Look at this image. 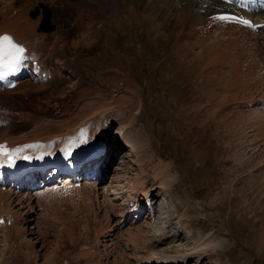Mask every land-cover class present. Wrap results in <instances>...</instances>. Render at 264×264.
Returning a JSON list of instances; mask_svg holds the SVG:
<instances>
[{"label": "rangeland", "instance_id": "rangeland-1", "mask_svg": "<svg viewBox=\"0 0 264 264\" xmlns=\"http://www.w3.org/2000/svg\"><path fill=\"white\" fill-rule=\"evenodd\" d=\"M69 1L73 4L79 0ZM120 1L117 0V3ZM98 2L102 4L100 6L104 11V7L108 5L107 1ZM63 5L67 6L66 9L70 7L66 2ZM50 7L52 20L55 23L56 19L59 24L57 26L62 28L55 15H59V12L55 6ZM66 9L61 11L62 14H66L67 10L73 11L71 8ZM111 14L113 18L108 22L102 20L103 22L91 27L93 37L86 41L90 50L82 46L83 40L76 33L67 38L66 44L62 41H52L49 45L51 55L54 56L47 54L46 59L50 57L46 61L58 66L54 68L56 76L53 75L52 78L68 77L64 74L72 67L80 73L79 79L72 76L76 70L71 68L72 77L69 80L63 79L61 85L65 89L58 94L51 90L53 83L50 79L45 78L47 84H42L45 80L34 84L33 82H38L29 77L30 80L26 79L16 90L0 92V117L10 119L7 124L14 122L15 127L22 129L31 121L27 117L28 111L33 117L38 114L52 116V112L59 109L61 113L63 109H70L77 103L82 88L98 85L116 95L123 91L124 87H134L142 98L139 123L142 126L145 123L146 132L152 137H148V143H152V151H157L167 161L172 160L175 171L179 170L180 175L174 182V187L169 188L167 193L160 188L156 190L159 195L155 199L158 212L162 216L170 214L171 218H174L173 223L164 219L162 225H158L161 226L159 228L162 230V227L168 226L171 234L181 233L175 242L160 246V252L166 247L173 250L183 246L186 248L188 243L197 240L200 234H210L225 238L226 243L208 250L203 255V264H264V113H258V109L251 107L249 102L252 98L264 95V86L248 81L258 65L254 64L251 57H247L246 51H238L233 56L239 55L237 61L240 68L208 69L203 68L199 60L184 68L183 58H175L173 47L179 35L187 29L189 13L179 15L175 24L173 20H165L162 27L158 26L152 31L149 30L156 24L154 20L158 15L145 20L147 11L142 12L143 15H137L134 9L127 10L120 4H116ZM162 14L160 11L159 16ZM160 34L165 37L163 43L157 41L158 38L162 39ZM188 38L190 42L196 40L194 35L188 34ZM71 41L76 44V48L71 47L74 46ZM256 41L263 51L264 45L259 40ZM115 47L119 48L122 58L113 63L111 52ZM62 55L67 56L68 62L65 64L70 68H60L61 61L56 57ZM231 73L239 77L237 86L228 83ZM81 81H84L83 84ZM243 81L247 84L244 85ZM28 88L31 89L28 94H22V91ZM14 99L16 100L13 101ZM204 104L210 106L209 109L206 107L208 111L202 109L200 113L197 112V107ZM143 129L145 130L144 127ZM125 152L128 151L122 150L117 155L114 167L120 163ZM126 155L132 159L131 153ZM131 159L130 162L133 163ZM147 163H144L145 168ZM134 168L135 166L133 170ZM135 172L136 169L132 171ZM115 173L114 169L110 171L108 180L103 184L112 182L111 178L116 177ZM148 177L152 182L151 175ZM119 181L112 184L121 185ZM120 197L117 203H125L124 196ZM166 199L170 212L165 214L167 210L164 209L163 201H167ZM75 201L76 197L68 194L62 200L47 203L48 206L45 205L46 209L44 208L39 216L41 223L38 228L42 230H39L42 236L38 234L40 239L24 229L26 235L21 240L22 245H11L5 255L1 242L0 257L2 251L3 260H0V263L111 264V261H92L87 254V250H90L87 247L97 249L95 245L98 243L94 242L99 228L98 222L106 223V220L101 218L94 221L95 218H91L85 209L76 212L81 205L77 207L78 205L73 203ZM26 213L29 212H25L23 218ZM42 220L45 223H42ZM19 223L18 226L23 228L25 225H31L26 220H20ZM33 224L32 222V226ZM158 226L152 228L153 232H156ZM106 238L109 239L110 236ZM102 247L104 248L103 245ZM35 253L38 257H35ZM124 259L122 264H134L131 256L130 259ZM194 259L186 264H196L197 258Z\"/></svg>", "mask_w": 264, "mask_h": 264}, {"label": "bare ground", "instance_id": "bare-ground-1", "mask_svg": "<svg viewBox=\"0 0 264 264\" xmlns=\"http://www.w3.org/2000/svg\"><path fill=\"white\" fill-rule=\"evenodd\" d=\"M58 1L60 5H58ZM104 1H107L108 5L104 7L103 11L100 6L102 4L98 0H93V2L90 0H79L73 2V4L69 0H0V35L3 33L11 34L17 42L23 43L27 49V57H29V68H21L23 78L18 81L13 89H0V92L8 93V91L16 90L26 79L30 80L28 78L29 74L31 79L38 82H33L34 84H40L43 80L45 82L42 84H47L48 81L46 79L49 78L43 77L42 74L46 72L48 75L51 74L50 77L56 76L54 68L58 67L56 64H48L46 61L50 57L48 56L46 59L47 54L51 55L49 46L51 42L62 41L66 44L68 42L67 38L76 33L83 40L82 46L89 49L90 46H87L86 41L93 37L91 27L102 20L107 22L111 20L113 18L111 13L115 10L116 4H120L127 10L134 9L137 15L147 11L148 16H145V20L158 15V18L154 20L156 24L149 31L157 29L158 26L162 27L165 20H173L175 24L179 15L181 16L184 12L189 13V19L186 24L187 29L179 35L173 47L175 58H183L182 66L184 68L192 66L193 61L196 60L200 61L203 68L208 69L240 68L237 61L239 55L233 56V54L238 53V51H246L248 53L247 57H251L254 64L258 65L248 81L264 86V50L260 49V45L256 41L257 39L264 45V7L258 12H251L243 9L237 10V7L234 10L232 9V7L235 8L234 6H230L222 0H119V3H117V0ZM64 2L73 11L67 10V6L63 5ZM41 5L56 7L55 9L59 12V15L58 13L55 15L62 24V28L57 26L58 21L56 22L55 19L56 27L53 31L44 32L40 29L42 13L36 18H32L30 14L32 12L35 13L37 8L42 10ZM64 9L67 10L66 14L61 12ZM160 11L163 12L161 17L159 16ZM222 12H239L253 19L255 24L253 27H248L230 21H221L219 14ZM188 34L195 36V42H190ZM160 36L162 39L158 38L157 41L158 43H163L165 37H163V34H160ZM73 41H71L72 44L74 43ZM73 45L71 47L76 48V44ZM68 47L71 48L70 46ZM59 51L62 53L61 49ZM51 56L54 55L52 54ZM111 56L114 59L113 63L118 62L121 57L119 48L115 47L114 51L111 52ZM66 57L64 55L56 57L61 61L60 68H70L65 64L68 62ZM33 60H39L42 63L40 70L31 68L30 64L33 63ZM71 68L64 74L68 77L50 79L51 83H53L52 91L59 94L65 89L61 85L63 79L69 80L72 76L79 79L80 73L75 68H72L76 70L72 74L73 70ZM228 78V83L237 86L238 75L231 73ZM245 83L244 85L247 84ZM86 85L88 86L89 84ZM100 87L92 85L88 88H82L77 103L70 109H63L61 113H59L61 111L59 109L60 111H53L52 116L38 114V116L33 117L31 112L28 111L27 117L31 121L25 128L19 129L15 127L13 125L14 122L0 125V143L3 142L12 146L26 148L32 153H47L51 150L59 152L62 147L75 142H83V139L102 140L109 146L106 155L102 156L103 159L95 167L86 165L83 168L84 172L80 175L90 176L94 173V176L86 179L80 187L73 185L74 181L70 182L69 179L62 186L53 188L54 195L46 194V191L36 193L30 189L27 183L13 184L8 190H2L0 187V243L2 242L4 245V255L11 245H22L21 240L26 235L24 229L28 232L30 231L29 234H32V236L35 235V238L40 239L38 234H41L40 231L42 230L38 228L41 223L39 216L43 209H46L45 205L47 203L50 204L52 200L59 201L68 194H73L76 197V201L73 203L76 206L78 205L77 207L81 205L76 212L85 209L91 215V218L93 216V219H96L94 221L101 218L106 220V223L99 224L98 222L99 228L96 231L94 242L98 243V245L94 244L97 249L94 250L90 246L87 247L90 248L89 251L87 250V254L92 261L97 259L98 262L105 261L110 263L111 261V264H122L123 260H125L124 258L127 260L131 256L133 259L131 261L134 264H186V262L194 258H197L196 264H203L202 259L205 257L203 255L208 250L216 249L223 243L225 244L226 239L217 238L210 234H200L198 239L195 241L191 240L186 248L183 246L180 249L174 248L173 250L166 247L160 252V246L175 242L181 236V233L171 234L168 231V226L162 227V230L160 229L161 226H158L162 225L164 219L173 223L174 218H171L170 214L162 216L158 212L155 199L159 195L156 190L160 188L167 193L169 188H173L174 182L179 179V170L175 171L172 160L167 161L157 151H152V143H148L150 142L149 138L152 137L146 132L145 123H143L144 126L139 123L141 120L138 115L142 113L140 112L142 98L133 89L134 87H124L123 91L118 92L116 95H112L108 89L103 90ZM25 90L22 91V94H28L27 92L31 89ZM249 102L252 105L251 107L258 109V113L259 111L264 113V95L260 98H252ZM206 107L209 109L210 106L208 107V104L199 105L196 111L200 113L204 109L206 112ZM14 113H16L15 110ZM27 117L26 119H28ZM113 127L119 129L115 136L116 138L112 135ZM122 150H127L131 153L132 159L127 157L128 155L125 156L128 153L125 152L122 160L120 159V163H117L116 167H114V161H116L117 155ZM130 159L133 160V163L130 162ZM145 162H148L146 168ZM133 166H135L134 170L136 169L137 171L135 173H132L134 171ZM113 169L116 171V177L113 176L111 178V181H113L109 184H103L108 180V174ZM129 175L133 177L130 178ZM149 175L152 177V182L147 179ZM118 180H120L121 185L112 184L118 183ZM122 182L125 183L123 184ZM108 187H111V189H108ZM47 191L50 192V190ZM120 195L124 196L125 203H117ZM163 205L164 209L167 210L165 214L169 213L168 200L163 201ZM25 212L29 213H26L28 214L27 217L25 214L24 219L23 214ZM156 212H158L157 216H155ZM101 213L102 216H100ZM43 214L48 213L43 212ZM9 220H12L10 225L8 224ZM20 220H26L31 225H25L24 228L22 226L19 227ZM32 222L34 223L33 226ZM156 225L158 228L156 232H153ZM106 236H110V238L108 239ZM80 244L82 245V243ZM117 252H120L118 256L116 255ZM3 253L1 251V257ZM36 254L35 257H38ZM1 257L0 260H3Z\"/></svg>", "mask_w": 264, "mask_h": 264}, {"label": "snow or ice", "instance_id": "snow-or-ice-1", "mask_svg": "<svg viewBox=\"0 0 264 264\" xmlns=\"http://www.w3.org/2000/svg\"><path fill=\"white\" fill-rule=\"evenodd\" d=\"M24 52V47L15 42L11 35H0V79L17 71L24 58Z\"/></svg>", "mask_w": 264, "mask_h": 264}, {"label": "water", "instance_id": "water-1", "mask_svg": "<svg viewBox=\"0 0 264 264\" xmlns=\"http://www.w3.org/2000/svg\"><path fill=\"white\" fill-rule=\"evenodd\" d=\"M42 7H43V20L40 25V29L42 31L51 32L54 29V26L51 23L52 12L49 7L45 5ZM38 13H39V9L37 8L35 13L32 12V16L36 17Z\"/></svg>", "mask_w": 264, "mask_h": 264}]
</instances>
